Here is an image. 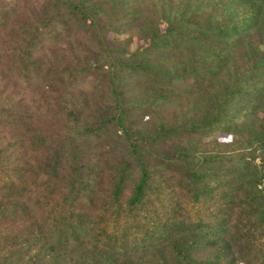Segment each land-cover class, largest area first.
I'll use <instances>...</instances> for the list:
<instances>
[{
	"label": "trees",
	"instance_id": "trees-1",
	"mask_svg": "<svg viewBox=\"0 0 264 264\" xmlns=\"http://www.w3.org/2000/svg\"><path fill=\"white\" fill-rule=\"evenodd\" d=\"M0 264H264V0H0Z\"/></svg>",
	"mask_w": 264,
	"mask_h": 264
}]
</instances>
